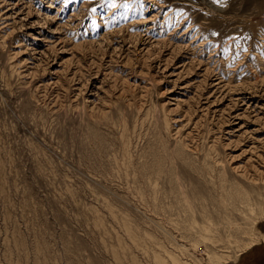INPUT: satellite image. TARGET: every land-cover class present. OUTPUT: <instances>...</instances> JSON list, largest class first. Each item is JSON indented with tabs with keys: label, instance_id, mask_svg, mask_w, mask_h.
Segmentation results:
<instances>
[{
	"label": "rangeland",
	"instance_id": "obj_1",
	"mask_svg": "<svg viewBox=\"0 0 264 264\" xmlns=\"http://www.w3.org/2000/svg\"><path fill=\"white\" fill-rule=\"evenodd\" d=\"M0 264H264V0H0Z\"/></svg>",
	"mask_w": 264,
	"mask_h": 264
},
{
	"label": "bare ground",
	"instance_id": "obj_2",
	"mask_svg": "<svg viewBox=\"0 0 264 264\" xmlns=\"http://www.w3.org/2000/svg\"><path fill=\"white\" fill-rule=\"evenodd\" d=\"M251 245H252V243H251V244L249 243V244L247 245V247H250Z\"/></svg>",
	"mask_w": 264,
	"mask_h": 264
}]
</instances>
